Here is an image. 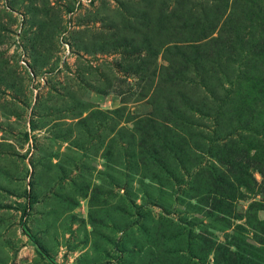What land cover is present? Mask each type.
Instances as JSON below:
<instances>
[{
  "label": "rangeland",
  "instance_id": "374dc122",
  "mask_svg": "<svg viewBox=\"0 0 264 264\" xmlns=\"http://www.w3.org/2000/svg\"><path fill=\"white\" fill-rule=\"evenodd\" d=\"M238 3L0 0V264H264V108L197 65Z\"/></svg>",
  "mask_w": 264,
  "mask_h": 264
},
{
  "label": "trees",
  "instance_id": "16d2710c",
  "mask_svg": "<svg viewBox=\"0 0 264 264\" xmlns=\"http://www.w3.org/2000/svg\"><path fill=\"white\" fill-rule=\"evenodd\" d=\"M222 8H224V3L214 11L208 9L206 14L207 28L203 30L205 37H209L211 31H215L220 21L226 16ZM254 9L248 3H238V9L232 15H228V17L230 16V26H228L227 31L231 34L227 36L222 30L218 37H211L210 40L213 41H210L212 42L209 45L210 49L202 55L204 64L200 62L197 64L199 69L204 72L202 82L208 87L211 95L218 100L228 98V103L240 109L264 108V24H262L263 28L260 34L257 37L252 34L249 37V42L246 41V36H242V28L247 22L251 20L258 23L264 21V14L261 15ZM226 25L227 18L223 21L222 28L225 29ZM244 53H248L250 57V61L243 64L249 71L241 72L240 75L236 76V81L232 80L236 75V69L233 66L224 65L223 61L235 64L242 63ZM218 66H220L219 71L216 69ZM210 71L212 74H209ZM220 72L225 75L230 83L235 81L237 89L232 94L228 93L223 96L219 90L220 79H222L218 75Z\"/></svg>",
  "mask_w": 264,
  "mask_h": 264
}]
</instances>
